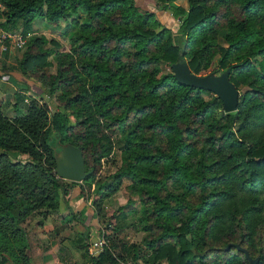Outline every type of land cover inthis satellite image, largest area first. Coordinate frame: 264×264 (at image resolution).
Masks as SVG:
<instances>
[{"label": "trees", "instance_id": "16d2710c", "mask_svg": "<svg viewBox=\"0 0 264 264\" xmlns=\"http://www.w3.org/2000/svg\"><path fill=\"white\" fill-rule=\"evenodd\" d=\"M155 1L177 19L174 32L154 13H139L133 0H0V28L20 25L25 39L1 76L37 80L45 96L13 117L0 103V264H30L21 222L56 209L59 193L74 184L78 196H88L102 160L117 150L120 166L91 204L95 209L129 179L127 194L140 203L142 248L124 238L102 244L88 264H247L234 247L223 249L227 243L264 264V0H187L186 9ZM34 19L51 28L63 22L68 46L33 34ZM7 48L5 40L3 62ZM214 56L215 69L229 68V81L245 87L232 112L171 72L184 62L200 74ZM61 143L82 152L91 173L81 182L52 173ZM93 232L83 233L80 247Z\"/></svg>", "mask_w": 264, "mask_h": 264}, {"label": "rangeland", "instance_id": "374dc122", "mask_svg": "<svg viewBox=\"0 0 264 264\" xmlns=\"http://www.w3.org/2000/svg\"><path fill=\"white\" fill-rule=\"evenodd\" d=\"M134 5L136 6L139 13L143 12H151L155 14V19H159L161 23L169 26L171 31H175L177 28V19L173 18L169 12V10H157L158 4L155 0H133ZM174 5L181 6L183 8H187V0H176L173 3ZM1 21V20H0ZM64 23L60 22L59 27L51 28L47 25L44 19L37 20L34 23V29L36 30V34H42L46 37V39L54 40L58 42L61 49H65L69 44V38H67V34H62L64 30ZM1 41V40H0ZM217 42L220 45H223L221 40V33L217 37ZM51 44H47L46 47L50 48ZM11 44L8 43V47ZM13 48V46H12ZM13 52L8 56V61L0 59V74L2 70L7 69V67L14 63L15 58L18 56V52L20 50H16L13 48ZM217 56V55H216ZM216 56L213 57L211 63H209L208 67L201 70L200 74H212V75H220L223 71H217L215 69V59ZM50 58L52 56H49ZM256 65V64H254ZM50 71H53V67L49 68ZM162 71L170 72L167 67H162ZM11 76H15L12 72H10ZM9 75H6L7 78ZM16 79L17 76H16ZM20 81V80H19ZM37 81V80H36ZM32 82V81H30ZM37 83H33V86H29L30 89H25L20 87V90L12 84L10 87L3 88L0 85V93H11L16 94V103L12 102L11 99L2 98L0 100L2 113L7 117H13L21 114V109L23 108L22 103L28 105L30 100L33 101L36 105L44 104L45 96L43 95V86L39 81ZM12 83V82H11ZM30 84V83H29ZM37 86V87H36ZM15 90H14V89ZM238 91L243 92L245 90L244 86H238ZM212 94L209 92L202 93L203 98H208ZM29 97V98H28ZM54 103L48 102L46 104L47 112L50 114L54 110ZM69 121H72V117H68ZM59 146L56 147L58 149ZM11 158H20L16 153H10ZM14 161V159H13ZM120 166V151L117 150L116 155L112 157H108L102 160V164L100 165V169L95 176L93 182H91L88 188V196H78L79 188L77 184H74L71 189L67 192V194L59 193V201L56 209L54 210H46L40 209L29 214L22 222L21 227L24 232V237L27 243V253L30 260L35 258L36 251H45L48 247L47 244L49 240L57 242L60 245V250L57 252L58 256L65 259V264H73L69 259L71 255L70 249H67L65 245H75V251L80 253L79 256H76L80 259L78 264H86L88 263V255L94 254L97 252L102 244L105 245H118L120 241L124 238L130 244H135L140 249L142 231L140 230L139 225V217H140V203L136 197H129L126 191V186L130 183L129 179L122 177L115 191L109 196H104L101 199L100 204L98 203L95 206V209L98 213L93 212V206L91 204V200L94 202L97 201L98 197L102 194L103 188L100 185V182L103 178L115 172ZM68 181V180H67ZM82 181V180H81ZM80 181V182H81ZM130 198L131 202L126 204L127 199ZM70 201V203H68ZM77 203H81V205L85 204L82 207H78ZM85 207V208H84ZM91 207V211L89 212V208ZM94 209V210H95ZM78 217V218H77ZM88 221H92L95 225L96 230L94 229L92 237H97L98 240L94 243L86 242V248L80 247L81 243L84 240V224ZM107 226L106 228H104ZM43 227V228H42ZM66 228L61 231L59 234L60 228ZM93 227V228H94ZM116 227V229H112ZM98 231V232H96ZM89 234V231H88ZM55 239V240H54ZM77 248V249H76ZM39 249V250H36ZM114 252V250H113ZM140 258H148L145 253L139 250L138 253ZM67 261H70L68 263ZM137 263L142 264V262L137 260ZM10 264V263H9ZM77 264V262H75ZM118 264H131L119 261Z\"/></svg>", "mask_w": 264, "mask_h": 264}, {"label": "water", "instance_id": "95a60500", "mask_svg": "<svg viewBox=\"0 0 264 264\" xmlns=\"http://www.w3.org/2000/svg\"><path fill=\"white\" fill-rule=\"evenodd\" d=\"M229 68H226L220 75L212 74H193L189 71L184 62L172 65L171 72L174 79L183 85L195 87L207 91L221 101V110L224 113L232 112L237 105L238 91L229 81ZM55 150L54 169L52 173L56 177L68 181L80 182L91 173V170H85V163L82 152L76 146L69 143H61ZM91 243L96 242V238L91 237ZM234 247L243 254L247 264H256L257 258L250 257L247 250L239 243H227L223 249Z\"/></svg>", "mask_w": 264, "mask_h": 264}, {"label": "crops", "instance_id": "0c3cea01", "mask_svg": "<svg viewBox=\"0 0 264 264\" xmlns=\"http://www.w3.org/2000/svg\"><path fill=\"white\" fill-rule=\"evenodd\" d=\"M0 20L2 21V18L1 17H0ZM37 20H41V19H34V21L32 22L33 34H36V32H35L36 30L34 29V23ZM20 30H21V26L20 25H17V27L15 29H6L4 31H6L8 33H16V32H20ZM7 41H8V43H11L9 39ZM3 47H4V41H0V59L1 58L3 59L2 55H1V52L4 49ZM11 48H12V46H10V47L7 48V50H8L7 53L8 54H7V58L5 59L7 61H8V56L11 55V53L13 52V50H11ZM12 73L15 76H10V77L8 76L7 78L5 77L6 75L1 76V74H0V85H2L3 88H6L7 86L10 87L12 84H14L19 90H20V87H23L25 89H30L31 90V88L29 86H33V83L32 82L38 84V82L36 80H34V79H30V78L24 79V78H22L20 76H17V74L14 73V72H12ZM16 76H17L18 79H16ZM30 81H32V82H30ZM21 82H23V83H21ZM16 96L17 95L14 94V93L12 94V92L10 94L8 92L7 93H4V94L3 93H0V100L4 97V98H7V99H11L13 103L14 102L16 103V101H17ZM22 106H23V108L21 109V112L22 113L19 114V115H22L25 112V106H26V104L25 103L24 104L22 103ZM68 203H70V201H68ZM77 205H78V207H82L85 204L81 205V203H77ZM88 210L90 212L91 211V207ZM83 224H84V229H85L84 231H87L88 230L89 231V234L92 233V230H94V229L96 230V227H94L95 225L92 223V221H91V223H90V221H88L87 223L86 222L85 223L83 222ZM64 229H66V228H63V227L60 228L59 234H61V231H63ZM47 246L48 247L46 248L45 251H40L39 249H36V250H39V251H36V253H35L36 255L34 256L35 258H33L31 260V264H65V262H64L65 259H63L61 256L59 257L58 256V253H57L60 250V245L57 242H55V241L52 242V240H49ZM74 246L75 245H70V244L65 245V247L67 249H70V251H71V253H69L71 255V257L69 256V259L68 260H71V263H73V264H75V262H77V264H78L80 262V259L78 257H76V256H79L80 253L78 251H75ZM67 262L70 263V261H67ZM6 264H9V263H6ZM86 264H88V263H86Z\"/></svg>", "mask_w": 264, "mask_h": 264}, {"label": "built area", "instance_id": "2783aa9c", "mask_svg": "<svg viewBox=\"0 0 264 264\" xmlns=\"http://www.w3.org/2000/svg\"><path fill=\"white\" fill-rule=\"evenodd\" d=\"M2 10H3V6L0 3V15H1ZM8 39L11 42L10 43L11 46H13V48H15L17 50H20L23 47L24 41H25V39L22 37L20 32L8 33V32H6V31H4L3 29L0 28V40L1 41H5V40H8Z\"/></svg>", "mask_w": 264, "mask_h": 264}]
</instances>
